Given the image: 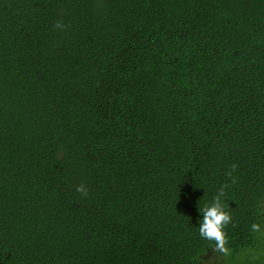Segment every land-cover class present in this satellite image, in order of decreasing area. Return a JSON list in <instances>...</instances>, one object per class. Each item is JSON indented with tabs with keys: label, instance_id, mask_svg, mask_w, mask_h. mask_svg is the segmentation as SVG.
<instances>
[{
	"label": "trees",
	"instance_id": "16d2710c",
	"mask_svg": "<svg viewBox=\"0 0 264 264\" xmlns=\"http://www.w3.org/2000/svg\"><path fill=\"white\" fill-rule=\"evenodd\" d=\"M261 209L264 0H0V264H264Z\"/></svg>",
	"mask_w": 264,
	"mask_h": 264
},
{
	"label": "clouds",
	"instance_id": "9594fccd",
	"mask_svg": "<svg viewBox=\"0 0 264 264\" xmlns=\"http://www.w3.org/2000/svg\"><path fill=\"white\" fill-rule=\"evenodd\" d=\"M55 26L57 28L62 27L60 23H57ZM236 167V165H232L233 170H235ZM76 190L87 195V190L83 185L77 186ZM260 211L264 212V209H261ZM200 212L203 214V219L202 222L200 221L199 226L200 236L205 240L214 242L213 251L215 253L228 255L229 249L226 247L227 238L224 229L231 223L230 214L224 211L219 200L200 209ZM251 231L258 234L260 237H264V228L258 223H253L251 225ZM253 258H255V254H253Z\"/></svg>",
	"mask_w": 264,
	"mask_h": 264
}]
</instances>
